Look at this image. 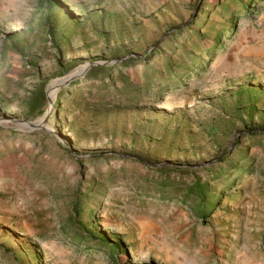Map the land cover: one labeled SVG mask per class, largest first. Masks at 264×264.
Here are the masks:
<instances>
[{
  "label": "rangeland",
  "instance_id": "1",
  "mask_svg": "<svg viewBox=\"0 0 264 264\" xmlns=\"http://www.w3.org/2000/svg\"><path fill=\"white\" fill-rule=\"evenodd\" d=\"M0 264H264V0H0Z\"/></svg>",
  "mask_w": 264,
  "mask_h": 264
},
{
  "label": "trees",
  "instance_id": "2",
  "mask_svg": "<svg viewBox=\"0 0 264 264\" xmlns=\"http://www.w3.org/2000/svg\"><path fill=\"white\" fill-rule=\"evenodd\" d=\"M116 67H123V66H120V63H113L112 67H111V70L115 69ZM95 71H98V73H100L99 75H105V78H108L109 77V74H107L109 72V67H107V65H103V64H95L93 66L90 67V71L89 73L86 75L87 77H93L94 76V73ZM77 80H72L70 82H68V85H75ZM151 86V85H150ZM165 86V85H164ZM162 86V87H164ZM72 87V86H70ZM75 88V86H74ZM73 88H71L70 90H72ZM161 89V87H156V89H153L154 92H157ZM167 89V88H166ZM62 91L64 90H61L58 94H57V97H60L62 95ZM42 97V95H40ZM205 168L204 166H201V167H193V168H190L189 166H171V165H168V164H158V165H155L154 166V169L157 171V172H164L168 169H172L174 170V172L180 174V175H188L189 177H191V180H190V184L186 185L187 186V189H186V193L187 195H191V194H195V196L200 199V206L204 204V201H203V197H202V190L201 187L202 185L204 184H201L200 182V178L199 176H197V174H201L199 173L200 171L199 170H203ZM209 169V167L207 168V170ZM205 170V171H207ZM219 193L216 194V198L218 196ZM74 206L76 207V202L74 201L73 202ZM199 206V207H200ZM201 206V212L200 214L202 215L203 213H205V208L203 209V207ZM205 207V206H204ZM203 210V211H202ZM84 237V236H83ZM96 240V239H95ZM95 243V247L101 249L103 246L105 245H111L109 242H104L103 240H100V239H97V241L94 242Z\"/></svg>",
  "mask_w": 264,
  "mask_h": 264
},
{
  "label": "water",
  "instance_id": "3",
  "mask_svg": "<svg viewBox=\"0 0 264 264\" xmlns=\"http://www.w3.org/2000/svg\"><path fill=\"white\" fill-rule=\"evenodd\" d=\"M96 63H99V62H97V61L91 62V64H96ZM65 77H68V75H66ZM62 79L63 78L56 79V80H54V82L55 81H60L61 82ZM58 85H59V83H58ZM49 114H50V110H49V107H48L44 112H42V114L40 116L36 117L33 121H31V122L30 121H25V122L30 127H43V123H45V121L49 117Z\"/></svg>",
  "mask_w": 264,
  "mask_h": 264
},
{
  "label": "bare ground",
  "instance_id": "4",
  "mask_svg": "<svg viewBox=\"0 0 264 264\" xmlns=\"http://www.w3.org/2000/svg\"><path fill=\"white\" fill-rule=\"evenodd\" d=\"M56 84H55V82L54 81H52L51 83H50V91H52L51 89L55 86ZM48 96H49V94H48ZM50 97V96H49Z\"/></svg>",
  "mask_w": 264,
  "mask_h": 264
}]
</instances>
